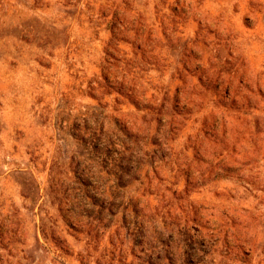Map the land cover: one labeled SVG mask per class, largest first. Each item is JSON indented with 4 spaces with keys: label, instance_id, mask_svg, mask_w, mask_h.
Instances as JSON below:
<instances>
[{
    "label": "rangeland",
    "instance_id": "1",
    "mask_svg": "<svg viewBox=\"0 0 264 264\" xmlns=\"http://www.w3.org/2000/svg\"><path fill=\"white\" fill-rule=\"evenodd\" d=\"M0 264H264V0H0Z\"/></svg>",
    "mask_w": 264,
    "mask_h": 264
}]
</instances>
